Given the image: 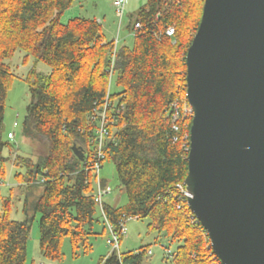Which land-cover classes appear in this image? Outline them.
Wrapping results in <instances>:
<instances>
[{
    "label": "trees",
    "instance_id": "trees-1",
    "mask_svg": "<svg viewBox=\"0 0 264 264\" xmlns=\"http://www.w3.org/2000/svg\"><path fill=\"white\" fill-rule=\"evenodd\" d=\"M75 1L0 0V182L7 161L17 169V185L7 195L0 191V264L27 263V243L38 216L45 258L61 261L65 238L76 250H91L90 237L99 235L94 229L99 223L93 188L97 162L101 169L105 163L115 165L119 187L128 197L123 207L103 201L104 222L118 245L129 219L148 218L157 242L164 237L177 244L165 264H221L179 188L188 175L192 122L184 116L186 56L204 0H148L130 24L133 45L119 48L96 19L62 23ZM170 27L173 37L166 35ZM19 50L27 53L25 60H35L26 79L32 102L22 130L31 144L46 150L37 160L19 150L12 159L4 157L5 149H14L3 140L6 101L16 78L7 61ZM39 63L49 73L39 72ZM174 104L181 114L177 121ZM102 123L107 135L100 147ZM75 144L84 161L75 155ZM14 191L24 204L22 222L13 219ZM149 252V247L113 250L98 264H145Z\"/></svg>",
    "mask_w": 264,
    "mask_h": 264
},
{
    "label": "water",
    "instance_id": "water-1",
    "mask_svg": "<svg viewBox=\"0 0 264 264\" xmlns=\"http://www.w3.org/2000/svg\"><path fill=\"white\" fill-rule=\"evenodd\" d=\"M186 66L189 209L221 264H264V0H204Z\"/></svg>",
    "mask_w": 264,
    "mask_h": 264
},
{
    "label": "rangeland",
    "instance_id": "rangeland-1",
    "mask_svg": "<svg viewBox=\"0 0 264 264\" xmlns=\"http://www.w3.org/2000/svg\"><path fill=\"white\" fill-rule=\"evenodd\" d=\"M115 0H76L71 9L66 11L62 16V23L66 24L70 19L75 17L96 19L101 23L105 37L117 43V47L124 45L132 46L134 43V35L130 33L129 27L134 23L135 18L140 8L147 3L148 0H127L123 20L117 16L116 10L112 7ZM131 24V25H130ZM27 53L24 51H17L11 60H8L10 68L16 76L13 88L10 90L5 108L4 118V132L3 140L10 141L13 145V150L8 149L4 151V157H10L11 153L19 150L20 155L31 153L35 155V160L40 155L46 154V150L38 145L31 144L25 137H23V122L27 114V109L32 102L29 85L27 84V76L30 70L35 65L34 58L30 57L25 60ZM38 71L47 74L50 69L39 63L37 65ZM115 91V83L112 85ZM9 133L15 134L13 140L8 139ZM43 148V149H42ZM6 175L0 182V191L3 195L10 192L11 185H17L15 174L17 169L13 166L12 161L5 163ZM97 180L105 183L110 191L104 196L103 201L116 207H123L128 203L126 192L119 187L116 168L113 163H105L99 172ZM93 182V188L97 190L98 181ZM19 191H14V211L13 219L22 222L25 217L23 214V202L19 198ZM97 218L99 223L95 225V232L99 235L91 236L89 244L91 250L84 252L83 249L76 250L69 238L63 240L61 248L62 260L52 261L45 258L40 251V233L39 221L40 216L35 220L27 243V263L26 264H98L100 259L113 252L114 246L109 244V240L113 239L112 233L107 228L104 218L102 216L101 207L98 206ZM151 223L150 219H129L125 223L126 233L121 241L117 252L125 253L131 251H138L141 247H149L151 254L145 264H165L164 258L167 253L174 252L177 244H170L169 241L161 237L157 242L158 234L151 233L148 230V225ZM169 246V249H166Z\"/></svg>",
    "mask_w": 264,
    "mask_h": 264
},
{
    "label": "built area",
    "instance_id": "built-area-1",
    "mask_svg": "<svg viewBox=\"0 0 264 264\" xmlns=\"http://www.w3.org/2000/svg\"><path fill=\"white\" fill-rule=\"evenodd\" d=\"M126 3H127V0H115L113 2V7L116 10L117 16L120 18L121 21L123 20ZM135 28L136 29H139L140 28V25L139 24H136L135 25ZM166 35L168 37H173L175 35V28L174 27L168 28L166 30ZM173 110L175 112L174 113V119H175V121H177L180 118V116H181V114L179 112V107H178L177 104H174L173 105ZM184 116H185V118L188 117V116L191 117V118H193V109H192L191 105L189 104V102H188V104H186L184 106ZM174 130L175 131H178V127H174ZM106 135H107V132L105 131L104 124L102 123L101 129L99 130V142H100V145L99 146L100 147H101L102 139ZM8 137H9L10 140H13L15 138V134L10 133L8 135ZM99 157L102 158L100 154H99ZM95 169L97 171V175H99V172L101 170L100 163L99 162H97V164L95 166ZM97 181H98V186H97V202H98L99 206L101 207V211H102L103 210V198L110 191V188H108L107 186H104L103 183L100 180H97ZM179 188L182 189L183 196L188 200V198L190 197V193L187 191L186 185L184 184V186H179ZM110 230H111V228H110ZM111 232H112V230H111ZM125 233H126L125 226H123L122 227L121 234L125 235ZM112 234H113V232H112ZM112 236H113V239L112 240H109V244L111 246H114V250H116V248L119 247V245H118V237L115 236L114 234ZM149 254H151V252H149Z\"/></svg>",
    "mask_w": 264,
    "mask_h": 264
},
{
    "label": "crops",
    "instance_id": "crops-1",
    "mask_svg": "<svg viewBox=\"0 0 264 264\" xmlns=\"http://www.w3.org/2000/svg\"><path fill=\"white\" fill-rule=\"evenodd\" d=\"M113 5V4H112ZM113 7V6H112Z\"/></svg>",
    "mask_w": 264,
    "mask_h": 264
}]
</instances>
